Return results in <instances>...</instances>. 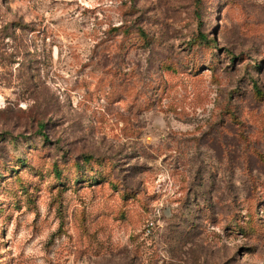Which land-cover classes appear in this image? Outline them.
Instances as JSON below:
<instances>
[{"label": "rangeland", "instance_id": "obj_1", "mask_svg": "<svg viewBox=\"0 0 264 264\" xmlns=\"http://www.w3.org/2000/svg\"><path fill=\"white\" fill-rule=\"evenodd\" d=\"M0 264H264V0H0Z\"/></svg>", "mask_w": 264, "mask_h": 264}, {"label": "trees", "instance_id": "obj_2", "mask_svg": "<svg viewBox=\"0 0 264 264\" xmlns=\"http://www.w3.org/2000/svg\"><path fill=\"white\" fill-rule=\"evenodd\" d=\"M43 126H40V128H42Z\"/></svg>", "mask_w": 264, "mask_h": 264}]
</instances>
